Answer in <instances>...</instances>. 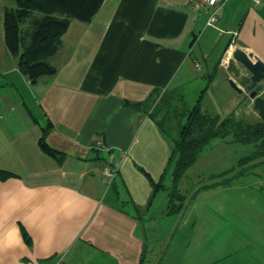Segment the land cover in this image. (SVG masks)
<instances>
[{"label":"crops","instance_id":"0c3cea01","mask_svg":"<svg viewBox=\"0 0 264 264\" xmlns=\"http://www.w3.org/2000/svg\"><path fill=\"white\" fill-rule=\"evenodd\" d=\"M8 1L0 0V171L13 176L0 178V264H264V158L212 168L208 185L228 182L192 190L169 215L168 191L155 192L150 178L171 186L179 130L171 136L126 105L158 90L183 110L202 96L207 115L261 120L230 86L227 66L236 49L264 63V0H227L212 25L213 8L199 0H105L91 22H71L51 58L57 74L35 84L5 44ZM48 125L62 161L40 146ZM212 142L223 153L245 145ZM95 145L118 163L114 185L102 179Z\"/></svg>","mask_w":264,"mask_h":264},{"label":"trees","instance_id":"16d2710c","mask_svg":"<svg viewBox=\"0 0 264 264\" xmlns=\"http://www.w3.org/2000/svg\"><path fill=\"white\" fill-rule=\"evenodd\" d=\"M14 6H7L4 12L5 44L8 52L19 60L20 72L33 83L42 79L53 78L58 68L51 62L61 45L64 34L73 20L89 23L93 20L105 0H13ZM161 92L156 90L148 99L141 102L127 101L126 105L148 114L161 129L168 131L164 124L157 121L154 113L159 103ZM202 96L197 104L186 112V121L179 126L178 137L174 140V149L170 161L172 168V186L164 182H150L155 192L165 189L169 193L167 213L176 215L181 212L187 200L186 194L180 193V184L187 171L198 161L204 148L215 139H227L241 144H254L256 150L239 162L244 167L264 158V121L236 120L232 117H213L203 113ZM153 109V110H151ZM51 125L43 128L40 139L41 148L62 161L63 155L51 148L46 137ZM95 160L107 165L108 156L104 149L94 146ZM228 175L225 173L221 177ZM12 173L0 171V178L5 180ZM117 178V177H116ZM115 178V180H116ZM115 180L111 185H114ZM228 179L212 183L205 188H215L226 184ZM125 205V202H123Z\"/></svg>","mask_w":264,"mask_h":264},{"label":"rangeland","instance_id":"374dc122","mask_svg":"<svg viewBox=\"0 0 264 264\" xmlns=\"http://www.w3.org/2000/svg\"><path fill=\"white\" fill-rule=\"evenodd\" d=\"M9 6H14L15 3L13 0L8 1ZM47 79V78H46ZM188 105L192 106L195 102L193 101L192 97H188ZM153 110V109H151ZM154 113L156 115L157 121H161L166 128H168V131L170 132L171 136L176 137L177 132L174 131L177 128V131L179 129L180 124H184L186 121L185 114L186 112L182 109V102H174L172 96L168 93H162L159 97V103L157 108H155ZM219 141V140H217ZM255 145L253 144H245L238 146L239 148L237 150H226L221 151V146H218L215 143H211L208 146L204 148L202 151L199 162L194 170L190 172L188 175V181L185 182L182 180L180 184V193L188 194L195 190L196 188L203 187L205 185H208L212 180H210L207 176V174L214 168L215 170H219L221 166L223 165L224 168L226 166V169L235 168V171H237L240 167L238 166L237 160L239 158H242L244 156H248L252 154V152L255 150ZM224 154V155H223ZM215 162V163H214ZM215 164V165H213ZM233 172V171H232ZM232 172L230 174H232ZM185 175V177H186ZM168 178L166 179L165 183L168 186H172V169L168 173ZM185 179V178H184ZM164 200H162V207L165 211L166 209V203H167V192H161ZM166 202V203H165ZM161 206V204H160ZM163 211V212H164ZM170 217L163 216L162 219V227L161 233L164 234L167 231V228L169 226V222L171 220Z\"/></svg>","mask_w":264,"mask_h":264},{"label":"water","instance_id":"95a60500","mask_svg":"<svg viewBox=\"0 0 264 264\" xmlns=\"http://www.w3.org/2000/svg\"><path fill=\"white\" fill-rule=\"evenodd\" d=\"M228 58L230 86L239 94H246V100L264 121V63L257 61L253 53L241 49L234 50Z\"/></svg>","mask_w":264,"mask_h":264},{"label":"built area","instance_id":"2783aa9c","mask_svg":"<svg viewBox=\"0 0 264 264\" xmlns=\"http://www.w3.org/2000/svg\"><path fill=\"white\" fill-rule=\"evenodd\" d=\"M199 1L213 8V12L211 14L208 23L209 25H212L217 20L218 13L227 0H199ZM108 154H109L108 156L109 163L107 165H104L103 167L102 179L107 185H111L118 175V163L114 162L115 158L110 151H108ZM262 183H264V180H262Z\"/></svg>","mask_w":264,"mask_h":264}]
</instances>
